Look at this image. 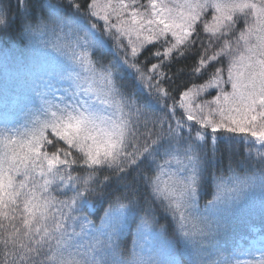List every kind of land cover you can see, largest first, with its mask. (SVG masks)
<instances>
[{"label": "snow or ice", "instance_id": "snow-or-ice-1", "mask_svg": "<svg viewBox=\"0 0 264 264\" xmlns=\"http://www.w3.org/2000/svg\"><path fill=\"white\" fill-rule=\"evenodd\" d=\"M0 45V264H264V0H0Z\"/></svg>", "mask_w": 264, "mask_h": 264}, {"label": "trees", "instance_id": "trees-1", "mask_svg": "<svg viewBox=\"0 0 264 264\" xmlns=\"http://www.w3.org/2000/svg\"><path fill=\"white\" fill-rule=\"evenodd\" d=\"M53 2H55V0H53ZM103 2H105V0H101V3ZM0 47H2V45H0ZM18 69H20V65L17 63L11 53L5 57L4 53L0 52V84L3 83L6 77L10 83L16 79L19 74ZM20 71H22V69H20ZM255 219L258 220V216L255 217ZM126 242L131 245V235L126 236Z\"/></svg>", "mask_w": 264, "mask_h": 264}]
</instances>
